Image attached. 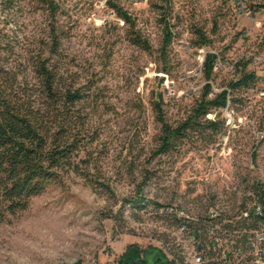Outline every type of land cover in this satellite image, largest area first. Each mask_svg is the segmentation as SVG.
Returning a JSON list of instances; mask_svg holds the SVG:
<instances>
[{"label": "rangeland", "instance_id": "rangeland-1", "mask_svg": "<svg viewBox=\"0 0 264 264\" xmlns=\"http://www.w3.org/2000/svg\"><path fill=\"white\" fill-rule=\"evenodd\" d=\"M48 1L0 0V41L19 81L31 87L25 54L43 50L55 24L61 83L84 94L75 106L85 145L76 162L88 163L79 164L83 175L63 174L0 224V264H118L131 247L147 250L141 260L155 264L185 240L164 208L190 215L215 203L231 208L264 184V17L240 15L229 0H108L132 17L151 45L146 51L129 41L130 26L105 0H56L54 20ZM164 20L175 33L166 57ZM196 30L212 44L194 47ZM208 53L218 56L215 92L240 61L261 80L231 104L230 125L222 113L227 129L214 144L182 143L155 155L162 135L155 103L161 100L165 120L177 127L206 84ZM140 191L161 211L133 210L126 200Z\"/></svg>", "mask_w": 264, "mask_h": 264}, {"label": "trees", "instance_id": "trees-1", "mask_svg": "<svg viewBox=\"0 0 264 264\" xmlns=\"http://www.w3.org/2000/svg\"><path fill=\"white\" fill-rule=\"evenodd\" d=\"M163 1L166 3L169 0ZM107 3L124 24L130 26L129 41L151 51L149 41L135 30L132 17L111 1ZM259 7L252 8L257 11ZM48 9L54 20L59 4L56 0H49ZM164 24L161 54L166 57V50L175 33L170 22L164 20ZM50 30V40L43 42V50L25 54L24 60L34 74L35 82L31 87L19 81V75L11 68L0 41V224L9 222L10 216L29 209L32 200L59 181L63 174L73 171L83 175L79 164L88 163L85 160L76 162L85 145L82 140L83 123L80 116L76 115L75 106L84 99V94L70 84L61 83L60 68L55 61L60 49L55 24L52 23ZM196 32L199 39L193 43L194 47L202 48L212 44L203 31ZM217 59L216 54L206 55V84L186 118L177 127L165 120L161 100L155 103L158 120L162 125L160 146L155 150V155H167L182 143H201L205 146L214 144L227 129L226 120L221 118L224 110L231 104L242 102V99L237 98L238 94L254 89L261 80L255 72L249 71V61H240L235 65L234 78L228 81L225 88L215 92L211 81ZM209 115L214 117L208 119ZM256 158L254 155V162ZM252 196L264 200L263 183L254 184ZM126 201L135 211L153 209L158 212L162 208L157 202L145 198L141 191ZM180 222L175 218L174 225L178 227ZM145 255H148L147 250L131 247L118 264H138ZM153 261L155 264H173L163 254L155 256Z\"/></svg>", "mask_w": 264, "mask_h": 264}, {"label": "built area", "instance_id": "built-area-1", "mask_svg": "<svg viewBox=\"0 0 264 264\" xmlns=\"http://www.w3.org/2000/svg\"><path fill=\"white\" fill-rule=\"evenodd\" d=\"M235 12L257 18L254 0H229ZM108 0H105L107 3ZM123 21V20H122ZM124 23V21H123ZM224 112L228 125L234 111ZM213 118V115H209ZM211 204L202 214L190 215L164 209L181 222L177 230L183 239L168 248V260L173 264H264V200L245 196L236 206L223 209Z\"/></svg>", "mask_w": 264, "mask_h": 264}, {"label": "crops", "instance_id": "crops-1", "mask_svg": "<svg viewBox=\"0 0 264 264\" xmlns=\"http://www.w3.org/2000/svg\"><path fill=\"white\" fill-rule=\"evenodd\" d=\"M255 6H260L259 9H257V15L264 17V0H254Z\"/></svg>", "mask_w": 264, "mask_h": 264}, {"label": "water", "instance_id": "water-1", "mask_svg": "<svg viewBox=\"0 0 264 264\" xmlns=\"http://www.w3.org/2000/svg\"><path fill=\"white\" fill-rule=\"evenodd\" d=\"M141 263H143V264H147L146 261H144V260H143V261L140 260V261L138 262V264H141Z\"/></svg>", "mask_w": 264, "mask_h": 264}]
</instances>
